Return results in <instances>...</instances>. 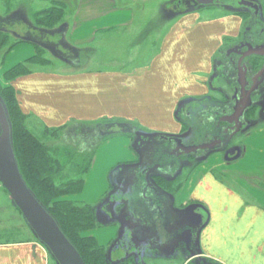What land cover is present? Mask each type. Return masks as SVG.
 <instances>
[{
	"label": "crops",
	"instance_id": "crops-1",
	"mask_svg": "<svg viewBox=\"0 0 264 264\" xmlns=\"http://www.w3.org/2000/svg\"><path fill=\"white\" fill-rule=\"evenodd\" d=\"M0 1V22L22 17L32 5L29 0H20L30 7L16 2L7 10L8 2ZM167 1L76 0L67 10L57 37L64 40L62 51L77 53L78 60L71 63L45 48L50 64L8 80L10 71L37 55V44L23 41L8 52L6 48L0 50V85L13 87L18 106L33 128L56 131L73 125L122 121L141 130L144 138L136 146L127 134L102 142L84 177L83 190L66 197V201L97 204L113 186L120 196H132L134 202L139 199L149 205L147 238L155 226L163 234L175 233L181 212L194 209L195 214L208 218L196 234L200 257L216 264H264V125L249 130L245 127L235 138L240 137L236 159L229 160L218 151L182 167V156L171 155L174 143L159 138H182L186 127L181 120L182 106L214 97L216 59L243 42L246 19L242 14L246 12L241 8L244 11L214 13L216 5L196 8L176 16L159 41L152 45L146 41L145 47H134L129 55L128 48L121 47L120 43L126 44L122 35L151 29V4ZM123 51H127L124 57L119 54ZM111 62L113 67H108ZM186 116L200 131L208 124L203 122L205 118L201 123L199 116ZM215 116L216 112L212 114ZM152 152H156L153 159L149 157ZM144 159H151L153 166H145ZM140 165L145 169L161 165V173L170 175L176 187L180 185L172 201L155 197L153 190L143 191L146 182H142ZM183 169L187 175L176 182ZM129 232L127 228L120 239L124 245L120 246L117 225L86 231L82 236L95 238L105 248L116 243L114 253H124L132 243ZM47 257L46 249L33 238L0 243V264H48Z\"/></svg>",
	"mask_w": 264,
	"mask_h": 264
},
{
	"label": "trees",
	"instance_id": "trees-1",
	"mask_svg": "<svg viewBox=\"0 0 264 264\" xmlns=\"http://www.w3.org/2000/svg\"><path fill=\"white\" fill-rule=\"evenodd\" d=\"M67 10L65 3L52 2L47 9L33 13L34 27L39 29L41 35L47 38L59 36L58 31L64 23ZM1 23L0 50L6 48V52H8L17 43L23 41H33L37 44L36 57L10 71L7 74L8 80H13L31 72L38 65L50 64V60L46 61L43 58V52H45L44 47L41 45L43 43L52 47L66 61L73 63L74 60H78L77 53L67 49L65 52L60 51V48L65 49L64 40L61 41L60 39L57 46L45 41H41L40 44L34 39L23 40L21 37H15L11 33L12 31L5 29L6 25H1ZM12 39L15 41L14 43L11 42ZM42 60L45 61L43 64ZM248 63L249 65L252 64L250 67L253 71L260 70L264 64V59L259 57L249 58ZM261 93L262 90L256 96L261 95ZM228 100L230 101V98ZM0 101L5 107L10 122L13 150L25 184L41 205L57 221L63 233L78 250L86 264H145L147 256L151 252L153 254L159 252L163 257V254L167 253V249L171 248V242H174L172 245L174 248L177 244L184 247L192 257L201 254L198 241L195 244L196 253L192 252L188 247L187 234L179 233V231L181 232L186 226L190 225L189 220L185 218L187 216L194 217L195 212L192 215L190 214L194 209L181 212L185 214V217H183L184 219L180 218V225L175 233L168 231L167 235L163 234L155 226L154 231L147 238L148 227L145 223L135 220L131 212L135 198L120 196L119 190L113 186L104 199L97 204L82 205L65 200L66 197L79 194L83 190L84 177L98 146L118 134H127L134 139V146H136L144 138L139 134L141 130L138 126L115 121L101 122L95 125H73L56 131H49L37 127L33 128L28 123V118L22 114L18 106L12 86L4 88L0 85ZM256 104L257 102L253 101L252 107L246 111L242 118L244 127L247 125L245 123L246 118L256 109ZM228 110H223V113H227ZM222 126H225V124H222ZM114 128H117V130H114ZM232 132L223 136L225 143L221 149L222 151L228 145V148L223 152L229 160H234L239 156V147L233 142L241 132L234 136H232ZM165 138L173 139L164 137L162 140H165ZM179 138L181 137L176 139ZM210 153L212 152L203 154L208 155ZM195 156L190 155L189 157L193 158ZM161 169L150 174L151 188L155 191L153 194L158 195V198L165 197L172 201L173 193L179 189L180 185L176 187L171 182L170 175H161ZM144 190H147L146 183L143 185ZM207 220L208 218L203 221L200 220L198 232L206 226ZM115 225L120 227L118 241L123 237L127 228L130 229L129 238L132 241L125 247L122 258L118 260L112 259L114 251L118 249L115 246L116 243L109 248H105L99 246L95 238L82 236V233L86 231Z\"/></svg>",
	"mask_w": 264,
	"mask_h": 264
},
{
	"label": "rangeland",
	"instance_id": "rangeland-1",
	"mask_svg": "<svg viewBox=\"0 0 264 264\" xmlns=\"http://www.w3.org/2000/svg\"><path fill=\"white\" fill-rule=\"evenodd\" d=\"M29 1H31L32 4L31 8H29L30 6L28 4H25L27 6V9L29 8L28 13H23L22 17L20 16L19 18L17 17L16 19L13 18V20L8 22H4V23L0 22L1 25L2 24L6 25L5 29L11 30L12 31L11 33L15 37H21L23 40L34 39L38 43H40L41 41H45L57 46V44H59L60 39L57 36L53 38H49V37L47 38L46 36L41 35L40 30L34 27L35 22L32 20V15L35 12V10L39 11L50 7L52 2L53 3L63 2L67 5V9H69L70 7L74 6L76 0H29ZM252 1L260 4L259 12L257 15H255L253 10L240 6L239 5L240 0H217V3L214 4L216 6H214L213 8L215 10L214 13H221V14L234 12L233 10H240V11L245 10L246 13L242 14V16L246 19L245 30L242 34V41H243L242 43L248 42L253 45H257L264 42V0H252ZM6 2H8L5 3V9L7 10H11L10 6L11 5L14 6V3L16 2L17 3L19 2L20 4H23V6H25L23 2H20V0H6ZM217 5H222V7ZM199 7L202 6L198 5L194 0H168L166 3L162 5H160V2L154 5L151 4L150 10H152V12L148 17V19L153 20L150 24L151 29H147L144 32L143 30L141 32V30L138 29L137 31L122 35L126 39V44L120 43L122 44L121 47L126 49L128 48V54L132 56L131 51L134 47H135L134 49L139 47L140 48L145 47L144 43L146 41L147 42L149 41L148 43L151 45L152 43H154L153 41H159L161 35L167 30L169 24L174 18H176V16L186 14L189 11H192ZM241 8H243L244 10L243 9L241 10ZM200 9L202 11L203 8ZM217 10L219 12H217ZM149 32L150 33L152 32V35L150 34V40H148ZM133 39L135 42L134 44L131 43ZM120 44L118 46H120ZM41 45L44 47V49L46 47L52 49V47L44 43ZM62 50L63 48H60V51ZM126 53L127 51L126 52L123 51V53H119V54L123 55L122 57H124ZM54 54L57 57L59 56L56 51L54 52ZM43 56H44L43 58L46 61L50 60L49 58H47L48 56L47 53L43 52ZM49 56L52 55L49 54ZM225 56H226V51L220 56H218V58L216 59V66H218V69L215 72L214 81L212 82L215 91L214 97H210V99H203L200 101H193L185 106H182V108L180 109V112L182 113L181 120L186 124L182 136V139L184 140L186 145L187 144L201 145L208 142L209 138L211 140L214 137L222 138L224 141L223 131H222L223 127L219 128L218 130L215 128V126L218 124V120L222 116L223 110H226L228 108L231 109L232 105H234L228 99L232 97L234 89L236 87L238 88L236 82L237 80L236 69L233 67V65H231V63L228 60H226ZM125 58L122 59L125 61ZM232 58L235 60L234 62H237L238 59L237 56H233ZM140 61H143V59L141 58ZM41 62L43 64L45 61L42 60ZM113 64L114 63L112 62L108 63V67H113ZM251 72L252 71H250L248 75L249 80L252 77ZM262 89H263V93L256 100L257 102L256 109L253 110L245 120V123L247 124L246 130L256 128L260 125H264V86ZM204 112L208 114H205ZM215 112L217 113V117L216 116L212 117V114H214ZM187 113H191L192 116L194 117H198V116L201 117V123L208 122V124L207 125L204 124L203 130L200 131L198 126L196 128L194 122L189 121V119L186 116ZM204 118L205 121H203ZM114 130H117V128H114ZM0 134H1V130H0ZM164 137H165L164 135H161V137L159 138L162 139ZM239 138L236 141H234L233 144L238 143ZM227 148L228 145L225 146V148L222 151H225ZM217 151H221V149ZM155 155L156 152H152L151 155H149V157L153 159ZM182 157L181 159L183 160L179 162L181 167L184 164L185 165L193 164L196 161L204 159L206 156L202 152H199L191 160H189V158H187L186 156H182ZM151 159L149 161L144 159L145 161H143V163L145 164V166H147L148 164H149L148 166H153L152 165L153 162H151ZM139 167L141 170L140 172H142L144 178L142 182H144L145 181L144 172L146 169L143 168L142 165H140ZM186 172L187 169H183V173L178 178V180H176V182L181 181L187 175L188 172L187 173ZM161 175L167 176L166 173L165 174L161 173ZM133 213L138 221L144 222L146 226L149 227L150 224L149 205L147 204V202L145 201L143 202L142 200L139 199L136 200L133 205ZM194 216L202 221L205 219L204 217L201 216L199 217L195 214ZM158 217L159 215L156 214L157 223H159ZM193 230L195 231V229ZM29 238L30 239L33 238L37 240V242H39L46 249L48 255L47 257L48 264H58L54 259V257L51 255L50 251L38 240L34 232L31 230L30 226L27 224L24 217L20 213V211L16 208V206L10 199V196L5 190V188L0 184V243L25 241ZM123 241L124 240H120V242L117 243V246H120L121 244L124 245L122 243ZM173 248L174 247L171 246L170 249H167V253L166 254L164 253L163 257H161L162 254H160L159 252H157L156 254H153L152 252L149 253L145 264H216L214 261H211L206 258H202L199 256L192 257V255H190L186 251V249H184V247H180L179 245H177L176 248L174 249ZM122 256L123 253L115 252L112 255V259L118 260L121 259Z\"/></svg>",
	"mask_w": 264,
	"mask_h": 264
},
{
	"label": "water",
	"instance_id": "water-1",
	"mask_svg": "<svg viewBox=\"0 0 264 264\" xmlns=\"http://www.w3.org/2000/svg\"><path fill=\"white\" fill-rule=\"evenodd\" d=\"M202 6L213 5L217 0H194ZM240 6L254 10L258 14L259 7L256 3L249 0H241ZM51 49L49 47H46ZM247 49L243 52V49ZM227 57L232 55L239 56L237 65V84L233 100L235 104L231 114H224L219 123H227L234 126L232 136L238 134L244 127L242 118L246 111L253 105V95L258 92L264 83V66L260 72L248 79V67L243 64L246 58H264V44L252 45L251 43L240 44L226 52ZM0 183L10 196V199L23 215L25 221L30 226L38 240L50 251L58 264H86L78 250L69 241L59 227L57 221L41 205L33 193L25 184L12 145V132L10 122L4 105L0 101ZM228 133V130L225 131ZM175 143V149L171 152L172 156L194 155L202 152H214L222 148L223 139L214 137L210 141L201 145L186 146L181 139H167ZM161 165L149 169L145 180L147 186L151 187L150 174L157 171Z\"/></svg>",
	"mask_w": 264,
	"mask_h": 264
},
{
	"label": "flooded vegetation",
	"instance_id": "flooded-vegetation-1",
	"mask_svg": "<svg viewBox=\"0 0 264 264\" xmlns=\"http://www.w3.org/2000/svg\"><path fill=\"white\" fill-rule=\"evenodd\" d=\"M247 43V42H246ZM243 44V43H242ZM262 44H264V42L263 43H261V44H259V45H262ZM243 52H246L247 51V49L245 48V49H243L242 50ZM233 56H236V55H232L231 57H227V55L225 56V58H226V60H228L230 63H231V65H233V67L236 69V72H237V62H238V60H239V56H237L238 57V59H237V62H234L235 60L232 58ZM252 59L253 58H255V57H251ZM260 58V57H259ZM248 59L249 58H246L244 61H243V64H246L247 65V67H248V75H249V73H250V71H252L251 73H252V77H254L255 75H257L259 72H260V70L263 68V66H264V64H263V66H262V68L260 69V70H255V71H253L252 69H251V65H249V63H248ZM262 59H264V58H262ZM251 63V62H250ZM252 63H253V61H252ZM253 66H254V64H253ZM252 66V67H253ZM251 77V78H252ZM248 79H249V77H248ZM250 81H251V79H250ZM236 82H237V80H236ZM238 85V84H237ZM263 86H264V83L260 86V88H259V90H258V92H256L254 95H253V101H256L261 95H259V96H256V94H258V93H260L261 92V90H262V93H263ZM236 89H238L237 87L234 89V92H233V95H232V97L230 98V102H232L233 104H235V100H233L232 98H233V96L235 95V91H236ZM261 93V94H262ZM233 106L234 105H232V107H231V109L230 108H228L229 110H228V112H227V114H231V112H232V108H233ZM230 112V113H229ZM223 124H225V126H222V124H218L217 126L219 127V128H221V127H223V129H222V131H223V136L224 135H229V133L230 132H232L233 130V128H234V126H230L229 128H228V124L227 123H223ZM226 130H228V133H226L225 131ZM155 192V191H154ZM155 195V197H157L158 198V195H156V194H154ZM195 211H193L192 210V213H190L191 215L194 213ZM195 214V213H194ZM194 214H193V216H194ZM185 214H182V218L183 217H185L184 216ZM195 215H197V214H195ZM200 216V215H199ZM191 216H187L185 219H187V220H189V223H190V225L189 226H186V228H184V230H182V234L184 233V234H187V238L189 239L187 242H189L188 243V247H189V249H190V251H192V252H195L197 249L195 248V244H196V234H197V230H198V227H199V225H200V220L199 219H197L195 216L194 217H191ZM136 218V217H135ZM184 219V218H183ZM135 220H137V219H135ZM140 222H142V221H140ZM193 229H195V231L193 230ZM194 234V235H193ZM192 241V242H191Z\"/></svg>",
	"mask_w": 264,
	"mask_h": 264
}]
</instances>
